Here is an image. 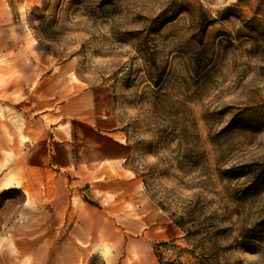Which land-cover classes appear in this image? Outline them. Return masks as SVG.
<instances>
[{
  "label": "rangeland",
  "instance_id": "obj_1",
  "mask_svg": "<svg viewBox=\"0 0 264 264\" xmlns=\"http://www.w3.org/2000/svg\"><path fill=\"white\" fill-rule=\"evenodd\" d=\"M81 205L78 264H264V0H0V264Z\"/></svg>",
  "mask_w": 264,
  "mask_h": 264
},
{
  "label": "crops",
  "instance_id": "obj_2",
  "mask_svg": "<svg viewBox=\"0 0 264 264\" xmlns=\"http://www.w3.org/2000/svg\"><path fill=\"white\" fill-rule=\"evenodd\" d=\"M99 145H103V141L98 142ZM123 147L121 144L112 143L111 149L109 152L106 151V155L111 154L115 156L122 151ZM79 211L77 213V222L76 228L71 229L65 239L62 242L57 243V245L53 244L52 252H61L60 246L65 243L73 244V249L69 250V252L73 253V256L69 257L68 263L66 264H78V262L83 258L91 254L94 250L99 251V245L102 240V234L99 232V228L93 226L90 221L91 215H97L99 218V222H102L103 216L100 213L99 209H92L85 205H81L79 207ZM59 212V211H58ZM60 213V212H59ZM60 215V214H58ZM156 223H160L166 226L167 222L163 216H156ZM138 226V223L136 224ZM170 235H167V237ZM57 246V249H56ZM40 244H37V250H39ZM43 247V244H42ZM60 264V263H59Z\"/></svg>",
  "mask_w": 264,
  "mask_h": 264
},
{
  "label": "trees",
  "instance_id": "obj_3",
  "mask_svg": "<svg viewBox=\"0 0 264 264\" xmlns=\"http://www.w3.org/2000/svg\"><path fill=\"white\" fill-rule=\"evenodd\" d=\"M260 179V175L257 174L256 178L253 180V182H257L258 180ZM180 228H184L183 226V223L181 221H174ZM187 232V230H185ZM188 234V233H187ZM176 239H171L169 241H162V242H159V243H156L155 246H154V251H155V254H156V257H157V260H158V264H183L181 263L178 259H173V260H168V261H163V256H162V253L160 252L159 248L161 246H174L175 247V244H174V241Z\"/></svg>",
  "mask_w": 264,
  "mask_h": 264
}]
</instances>
